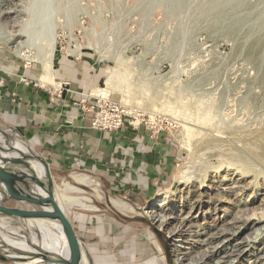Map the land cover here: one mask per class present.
<instances>
[{
  "label": "rangeland",
  "instance_id": "1",
  "mask_svg": "<svg viewBox=\"0 0 264 264\" xmlns=\"http://www.w3.org/2000/svg\"><path fill=\"white\" fill-rule=\"evenodd\" d=\"M23 29L35 33L30 41L7 35ZM52 29L56 58L86 54L109 68L104 92L165 118L182 151L170 186L138 207L111 198L92 175L58 179L51 170L57 196L93 205L59 201L91 250L104 252L105 264H142L134 252L88 241L93 218L112 217L144 230L167 264H264V0H0L9 58L42 65ZM20 139L0 122V146ZM6 238L21 248L17 229L0 228L1 246Z\"/></svg>",
  "mask_w": 264,
  "mask_h": 264
},
{
  "label": "crops",
  "instance_id": "2",
  "mask_svg": "<svg viewBox=\"0 0 264 264\" xmlns=\"http://www.w3.org/2000/svg\"><path fill=\"white\" fill-rule=\"evenodd\" d=\"M109 71L86 54L59 55L51 68H45L25 65L0 50V122L45 158L55 178L70 172L92 175L111 198L138 207L170 186L181 146L172 133L153 135L128 122L117 131L92 125L94 114L84 105L107 95ZM49 84H63L64 90L52 98ZM98 217L91 222L96 231L87 235L97 249L116 246L124 257L130 252L139 255L142 264H167L165 253L151 244L144 230ZM92 250L97 264L107 263L104 252Z\"/></svg>",
  "mask_w": 264,
  "mask_h": 264
},
{
  "label": "water",
  "instance_id": "3",
  "mask_svg": "<svg viewBox=\"0 0 264 264\" xmlns=\"http://www.w3.org/2000/svg\"><path fill=\"white\" fill-rule=\"evenodd\" d=\"M6 136L9 137L7 133ZM25 141V140H24ZM30 153L2 147L0 152V228L18 230L21 248L0 245V261L16 264H96L92 250L76 228L56 194L51 167L44 157L34 153L25 141ZM16 153L11 155L10 152ZM38 159L45 169V180L29 168L28 161ZM42 190L36 192L33 188ZM26 204L27 206H24ZM43 224L53 234L70 239L74 250L69 252L44 246L36 225Z\"/></svg>",
  "mask_w": 264,
  "mask_h": 264
},
{
  "label": "bare ground",
  "instance_id": "4",
  "mask_svg": "<svg viewBox=\"0 0 264 264\" xmlns=\"http://www.w3.org/2000/svg\"><path fill=\"white\" fill-rule=\"evenodd\" d=\"M8 18H11V16H6V19H8ZM45 34L49 38L50 42H49L48 46L44 48V49H46V51L43 54L42 62L44 64L45 68H51L52 63H53L54 59L56 58L55 56L57 55V52H58L56 49V43H57L58 37H57V35L53 29L49 30L48 32H45ZM7 35H10L11 37H16L18 39L22 38V37H26L27 40L30 41V39L32 38V36L35 35V33L28 31L26 29H23V30H19L17 33L11 32ZM28 43L25 40H23L22 42L17 41V43L15 44L14 47H15V49H17L19 47V45H21V44L27 45ZM92 46L94 47L93 44H92ZM17 50L19 51V48ZM17 144H20V145L17 146ZM12 148L25 152V150L27 149V145H26L24 140L20 139V140H17L12 145ZM2 151H3V149L0 148V152H2ZM28 164H29L28 167L33 169L36 172V174L39 176V178H41L42 180H45V169H44V166L40 160H38V159L29 160ZM73 177L77 181L82 182V183H85L86 181H88L87 176L74 174ZM65 188H68L70 190H73V189L76 190L77 189L76 186L71 185L69 183L66 185ZM33 190L36 192H39V193L41 192V194H43L42 190L38 187L33 188ZM76 191H78V190H76ZM58 196L60 197L59 201L62 200L63 202H67L70 205H78V206H81L84 208H93V205L89 204L88 203L89 200L86 198L82 199L81 197L68 195V194H61V195L58 194ZM160 196H162L160 200L167 199V197H165V195L164 196L160 195ZM149 212L153 213V216L156 220H160L159 215L158 214L155 215L154 211H153V209H151V207H149ZM36 228H37L36 230L38 232V235L40 236L39 239L41 240L42 245L49 246L50 248L57 249V250L64 251V252H69V251L74 250V248H75L74 243L70 239L65 238L64 236L59 237V236L53 234L43 224L36 225ZM6 239L5 240H6L7 244L12 245V241L8 240V238H6ZM176 251H177V249L175 250V252ZM43 264H57V263H43Z\"/></svg>",
  "mask_w": 264,
  "mask_h": 264
},
{
  "label": "built area",
  "instance_id": "5",
  "mask_svg": "<svg viewBox=\"0 0 264 264\" xmlns=\"http://www.w3.org/2000/svg\"><path fill=\"white\" fill-rule=\"evenodd\" d=\"M46 87L51 92L52 98L59 96L64 90L63 84H49ZM84 109L93 112L92 125L100 130L117 131L127 122L134 127L143 125L153 135H158L164 132L165 129V118L151 117L139 112L136 113L134 110L110 98L106 94L94 97L93 102H86Z\"/></svg>",
  "mask_w": 264,
  "mask_h": 264
}]
</instances>
